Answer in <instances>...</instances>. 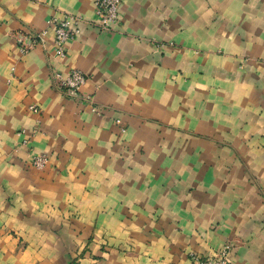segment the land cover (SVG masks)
<instances>
[{
    "label": "crops",
    "instance_id": "obj_1",
    "mask_svg": "<svg viewBox=\"0 0 264 264\" xmlns=\"http://www.w3.org/2000/svg\"><path fill=\"white\" fill-rule=\"evenodd\" d=\"M63 12L83 21L59 58ZM117 12L100 29L94 0H0V264H189L224 246L264 264V0ZM70 68L80 98L53 86Z\"/></svg>",
    "mask_w": 264,
    "mask_h": 264
},
{
    "label": "built area",
    "instance_id": "obj_2",
    "mask_svg": "<svg viewBox=\"0 0 264 264\" xmlns=\"http://www.w3.org/2000/svg\"><path fill=\"white\" fill-rule=\"evenodd\" d=\"M121 1L94 0V10L97 17L96 23L100 29H108L116 23L117 11ZM82 21L80 16L68 12H63L59 17H54L49 21L53 30L52 51L57 57L63 58L65 56L67 44L78 34L80 30L79 25ZM44 33L45 31H41L40 33L33 34L29 43L21 46L20 50L25 51L31 45L43 41ZM51 80L53 86L62 93L80 98L78 91L85 82L86 76L79 69L70 68L66 73L52 71ZM31 162L34 166L41 167L45 163V157L43 155H33ZM189 264H232V259L228 248L224 246L209 255H191Z\"/></svg>",
    "mask_w": 264,
    "mask_h": 264
},
{
    "label": "rangeland",
    "instance_id": "obj_3",
    "mask_svg": "<svg viewBox=\"0 0 264 264\" xmlns=\"http://www.w3.org/2000/svg\"><path fill=\"white\" fill-rule=\"evenodd\" d=\"M261 63L264 65V59L261 60Z\"/></svg>",
    "mask_w": 264,
    "mask_h": 264
}]
</instances>
